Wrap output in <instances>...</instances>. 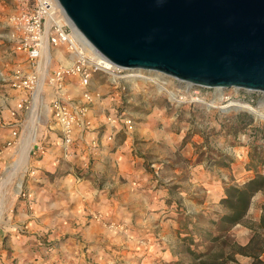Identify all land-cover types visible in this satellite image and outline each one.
I'll return each instance as SVG.
<instances>
[{"label": "rangeland", "instance_id": "1", "mask_svg": "<svg viewBox=\"0 0 264 264\" xmlns=\"http://www.w3.org/2000/svg\"><path fill=\"white\" fill-rule=\"evenodd\" d=\"M20 11L21 6L16 2L0 0V183L11 172L22 139L28 134L36 98L35 94L30 110H24L16 117L12 115L17 102L25 96L12 86V77L17 68L32 70L24 53L16 49L14 20ZM51 52L53 58L47 76L69 61L65 47L52 48ZM128 73H140L149 80L134 81L128 77L117 86L114 76L98 71L93 73L89 89L92 93L102 92L103 98L113 102L112 107L126 109L135 121V130L153 131L157 146L152 150H159V158L152 157L154 152L148 155L141 147L140 141L135 139V130L129 134L119 132L112 142L119 145L128 141L133 156L140 158L132 166V179L121 177V182L133 186V178L134 181L144 178L151 189L162 190L168 197L166 203L172 207L173 213L167 218L172 221L167 226L158 225L151 230L155 237L166 240L173 255H177L176 260L172 258L164 264H202L201 260L213 264L215 258H220L218 262L221 264H238L237 258H242L241 255L251 257L252 264H263L252 255L236 250L237 246H245L255 236L248 252L259 251L260 259L264 261V226L261 224L264 182L248 187L249 182L264 176V119L245 109L221 111L198 99L217 104L238 99L252 103L264 112V103L261 102L264 93L233 87L219 93L216 88L188 85L161 72ZM76 81L82 93L79 79ZM162 82L174 92L175 98L159 90L158 83ZM52 86L45 81L37 109V139L32 143L29 160L5 187V205L0 219V264H135L131 253L121 254L119 261H115L112 254L117 244L113 243V238L104 237V234L97 242L83 238L84 227L80 228L82 222L74 207L75 200L68 196L69 188L62 185V181L69 177L73 184L80 185L83 179L92 175L91 162L84 161L79 167L69 162L75 158L77 135L70 148L71 154L64 156L67 159L62 154L56 155V170L45 168L43 155L47 154V146L43 142L44 135L41 137L43 127L48 125L58 134L57 122L48 106L55 98L50 96ZM68 97L71 98V94L68 93ZM98 128L102 135L106 126ZM12 129L17 130L18 135L15 143L8 145ZM76 131L77 128L74 133ZM37 146H43L44 152H39ZM115 167L104 166L103 172L116 175L118 172L114 169L123 170L118 165ZM39 174L45 176L38 178ZM104 181L99 186H91L105 189L108 182ZM220 183L221 189L216 190L213 185ZM46 184L50 185L48 192L36 206L37 201L30 189L41 193ZM260 185L261 189L257 190ZM73 189L76 190L75 185ZM107 189L113 193L115 187L111 185ZM81 198L84 200L85 197L80 195ZM51 202L56 203L55 210L44 218L41 208ZM239 213L243 216L235 222ZM44 223H49V228H44ZM101 226L102 233L113 235L115 232L108 222L102 221ZM231 256L236 260H231Z\"/></svg>", "mask_w": 264, "mask_h": 264}, {"label": "water", "instance_id": "2", "mask_svg": "<svg viewBox=\"0 0 264 264\" xmlns=\"http://www.w3.org/2000/svg\"><path fill=\"white\" fill-rule=\"evenodd\" d=\"M58 2L119 68L161 72L193 86L264 93V0Z\"/></svg>", "mask_w": 264, "mask_h": 264}, {"label": "crops", "instance_id": "3", "mask_svg": "<svg viewBox=\"0 0 264 264\" xmlns=\"http://www.w3.org/2000/svg\"><path fill=\"white\" fill-rule=\"evenodd\" d=\"M52 58L53 55L51 52L48 66L51 63ZM41 71L43 72V78L40 82L39 90L42 95L44 93V77L47 68L45 71ZM74 79L76 81L78 78L66 79L63 87L67 93L71 94V103L74 107L82 105L87 106L85 118L90 122V125L88 127H77L75 133V135H77V141L75 143V147H77L75 148L76 154H74L75 158L70 159L69 162L71 165L77 167H79L81 163H84V161L91 162L92 175L90 174L91 177L83 179L84 181L80 185L73 184V180L70 177L66 178L65 182L62 181V185L69 188L68 190L65 189V192L67 190L69 194L68 196L75 200L74 207L79 215V221L82 222L80 228L84 227V231H82L84 240L97 242L101 239L103 234L104 237L109 236L113 238V243L117 244L116 249H114L115 253L112 254L114 255L115 261H119L121 254L127 253L132 254L133 260L136 261L135 264H164L172 258H175L176 260L177 255H173L166 240L160 239L157 236L155 237L154 231H151L155 230V227L158 225L167 226L172 221L167 218L168 215L173 213V209L166 203L168 197L165 192L162 190L151 189L147 184V179L144 178H141L139 181H134L133 178V183H135L133 186L130 183L126 184L121 182V177L124 179L127 178L128 180L132 179L131 172H134L132 166L140 161V158H135L133 156L131 144L128 143V141L119 145H115L112 141H114L117 134L121 131L128 134L132 133L135 130L136 124L131 131L122 127L115 134L113 140H108V136L114 133L115 130L107 121V116L114 114L116 107H112L113 102L109 99L102 97V92L92 93L90 91L93 96V102L87 101L84 97L83 91L81 93L80 87ZM52 87L53 88L49 90L50 96L56 97L57 89L55 86ZM51 102H49L48 106L52 110ZM104 124L106 129H102L101 135V130H99L98 127ZM57 126L58 134L52 132L50 128H48L50 127L48 125L47 127H43L41 133V137L44 135L43 142L47 146V154L43 155V160L45 161V168L50 170H56V155L60 156L62 154L63 158H65L62 138L60 137L61 127L58 123ZM135 139L140 141L139 144L146 149L148 155H151L154 152L155 154L152 157L159 158V150H152L153 147L157 146V143H154L153 131L151 129L140 131V128H137L135 130ZM114 147L115 150H113ZM117 165L123 170H117ZM73 166L71 168L72 171ZM104 166H116V169L114 170L118 172V174H105L103 172ZM44 176L45 175L39 174L37 177L40 178ZM70 176L73 177L74 175L70 173ZM73 179L76 180L75 176ZM104 179L108 182L106 185L107 187H110L111 185L115 187L113 193H111V189H107V187L105 189H99L91 186H99L100 182H105ZM43 180L46 181L45 178H43ZM119 182H121V184H119ZM74 185L76 186V190L73 189ZM49 186V184H46V187H44L41 193L39 190L37 192L30 189L32 191H30V194L37 201L35 203L36 206L41 203L43 199L42 196L48 192ZM213 186L216 187V190H220L222 187L221 183ZM80 195L85 197L84 200L82 198L80 199ZM55 207V202H51L44 208L42 207L41 211L44 212V218L47 217V214H49L50 211L53 212ZM90 215L93 216L90 217ZM102 221L105 223L108 222L109 227L115 230V232L111 230L114 232L113 235H111L110 232L102 233ZM44 228H49V223H44ZM117 234H119V236ZM179 255L180 253H178V261L180 260ZM241 257L242 258H237L238 264H252L253 260L251 257L242 255Z\"/></svg>", "mask_w": 264, "mask_h": 264}, {"label": "built area", "instance_id": "4", "mask_svg": "<svg viewBox=\"0 0 264 264\" xmlns=\"http://www.w3.org/2000/svg\"><path fill=\"white\" fill-rule=\"evenodd\" d=\"M12 1L21 6V11L14 20L16 49L24 53L32 67L30 71L17 68L12 77V86L25 94L17 102L12 115L16 117L20 112L28 111L33 106V99L43 78L41 64H44L43 50L45 46L48 45L51 49L65 47L69 61L59 65L48 76L46 74L44 80H47L49 84L57 89L56 97L51 102V108L55 121L61 127L64 156L68 157L71 154L70 148L74 142L75 129L77 127H88L90 122L85 118L87 106L74 107L72 105L71 98L68 97V93L63 87L65 80L77 77L82 86L85 99L92 101L93 96L89 86L93 73L102 71L110 74L115 78L114 84L119 86V82L126 79L122 75L128 74V70L119 68L112 62L105 64L104 60L106 62H109V60L86 38L87 41L77 38L71 24L67 22L69 18L58 0ZM195 93L198 94V91H195ZM107 121L115 130L114 133L108 136L110 141L113 140L115 134L122 127L131 131L135 126L134 119L124 108H116L114 114L107 116ZM17 135V130L12 129V138L7 140V144H14ZM37 150L43 153L45 149L43 146H37Z\"/></svg>", "mask_w": 264, "mask_h": 264}, {"label": "bare ground", "instance_id": "5", "mask_svg": "<svg viewBox=\"0 0 264 264\" xmlns=\"http://www.w3.org/2000/svg\"><path fill=\"white\" fill-rule=\"evenodd\" d=\"M67 22L71 24L72 28L74 29V34H75V36L77 38H81L84 41H87L85 39V37L83 36V34H81L76 29V27L72 24L70 19H68ZM50 48L51 47L46 45L44 50H43L44 64H41V70H43V71L46 70V68L48 66L49 59L51 57ZM104 63L108 64V63H110V61L106 62L104 60ZM133 71H135V72L138 71L139 72L141 70L140 69H136V70H133ZM122 76L126 77V78L129 77L130 79H132L134 81L138 80V79H141V80L148 79L147 76H144V75H142L140 73H128L126 75L123 74ZM40 84H39V86L37 88L35 104H34V107L32 109L31 117H30L29 123H28V127H29L28 128V134L25 135L23 137V139H22V142H21V145H20L19 155L17 156V158L14 161V164H13L11 172H9V174L5 178H3V180L0 183V219H1V215H2V212H3L4 205H5V187L13 179V177L18 173L19 169L21 167H24L27 164V162L29 160V152H30V149L32 148V143L37 138V136H36L37 125L36 124H37V120H38L37 109H38V104H39L40 97H41V94H40L41 91L39 90L40 89ZM163 84H164V82L158 83L159 90L167 92L170 95V97H172V98L174 97L175 98L174 92L171 91L168 87H165ZM188 85H190V84H188ZM216 89H217V92H219V93H221L222 90H223V88H221V87H217ZM236 89L238 90V88H236ZM199 97L200 96H198V98ZM198 100L203 102V103H205V104H207L208 107H218V108H220L221 111H225V112H230L232 109H235V110H240V109L244 110L245 109V110H248L250 112H253V114H255L257 117L264 119V112H262L259 109L258 106L253 105L252 103H249L247 101H242V100H238V99H234V100L231 99L227 103L217 104V103H214V102H206V101H204L203 98L202 99L200 98ZM261 102L264 103V99Z\"/></svg>", "mask_w": 264, "mask_h": 264}, {"label": "trees", "instance_id": "6", "mask_svg": "<svg viewBox=\"0 0 264 264\" xmlns=\"http://www.w3.org/2000/svg\"><path fill=\"white\" fill-rule=\"evenodd\" d=\"M258 182H264V176H258L256 179L252 180L251 182H249L248 187H252L254 183H258ZM261 189V185L260 187L257 188V190ZM243 214L239 213L237 214V216H235L234 221L238 222L241 218H242ZM261 224L264 226V215L262 216L261 219ZM255 237V236H254ZM254 237L250 240V242L248 244H246L245 246H237V250L236 252L238 253H243V254H250L254 257L255 260L259 261L260 263L264 264V261L260 259V252H255L252 251L251 253L248 252V249L252 246V244L254 243ZM264 252V251H262ZM220 258H215V260H213V264H221L218 262ZM231 260H236V258L234 256H231L230 258ZM202 264H206L207 262L201 260ZM226 264V263H223Z\"/></svg>", "mask_w": 264, "mask_h": 264}]
</instances>
